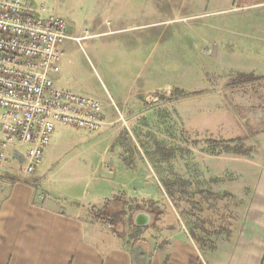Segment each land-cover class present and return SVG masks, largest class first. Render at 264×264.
Masks as SVG:
<instances>
[{"label": "rangeland", "instance_id": "1", "mask_svg": "<svg viewBox=\"0 0 264 264\" xmlns=\"http://www.w3.org/2000/svg\"><path fill=\"white\" fill-rule=\"evenodd\" d=\"M26 1L43 4L68 25L72 38L63 42L62 60L73 63L65 74L74 92L106 97L91 59L109 88V77L138 87L143 107L95 148L83 144L94 134L58 124L36 173L23 174L17 159L0 171V203L16 182L91 200L94 205L81 209L88 235L99 247L129 250L135 264H147L156 250L167 252L177 237L206 251L232 244L264 171V5ZM244 148L249 155L238 154ZM91 149L101 161L84 172L80 163ZM112 159L130 171L129 187H118L128 175L105 177ZM112 180L116 186H106ZM115 199L123 213L113 229L93 208ZM139 211L149 222L136 228Z\"/></svg>", "mask_w": 264, "mask_h": 264}, {"label": "crops", "instance_id": "2", "mask_svg": "<svg viewBox=\"0 0 264 264\" xmlns=\"http://www.w3.org/2000/svg\"><path fill=\"white\" fill-rule=\"evenodd\" d=\"M236 4L237 8L244 9L263 6L264 0H237ZM62 45L58 47L61 55L56 69L50 72V76L59 88L73 91L72 85L66 81L68 68L73 63L68 57L62 60L65 55ZM87 64L102 82L106 97L97 98L103 102L106 119L113 123L102 133H91L94 135H89L83 141V144L95 148L106 141L109 130L115 124L133 119L142 110L143 93L138 87L134 89L126 82L110 77L109 88L93 61L89 59ZM99 68L108 75L102 65L99 64ZM113 102L116 103L114 108L110 105ZM87 156L88 159L80 163V169L84 172L101 161L97 150L91 149ZM111 161L110 168L104 170L107 180L117 171L121 175L130 174L122 161ZM120 178V183L117 180L119 189L131 185L130 175ZM114 183V180L109 181L106 186H116ZM40 186L35 189L29 183L16 182L0 203V264H135L129 250L99 247L88 235L81 209L94 205L93 201L64 196L51 192L47 187L45 189L42 184ZM196 243L173 238L170 249L165 253L156 250L147 264H264V171L253 185L252 196L235 241L230 245L217 243L211 251Z\"/></svg>", "mask_w": 264, "mask_h": 264}, {"label": "built area", "instance_id": "3", "mask_svg": "<svg viewBox=\"0 0 264 264\" xmlns=\"http://www.w3.org/2000/svg\"><path fill=\"white\" fill-rule=\"evenodd\" d=\"M70 38L43 4L0 0V171L17 159L23 174L36 173L58 124L94 134L113 124L101 100L63 90L50 76Z\"/></svg>", "mask_w": 264, "mask_h": 264}, {"label": "trees", "instance_id": "4", "mask_svg": "<svg viewBox=\"0 0 264 264\" xmlns=\"http://www.w3.org/2000/svg\"><path fill=\"white\" fill-rule=\"evenodd\" d=\"M247 80H244L243 83H247ZM243 148V147H242ZM250 153V148H244L242 149V151H238V154H242V155H249ZM212 194L208 193V196H211ZM225 196H231L229 194H226ZM216 198H218V196L215 195ZM121 204L119 199H115L114 202L112 201H107L105 207L102 210H98L96 208H93V210H95L97 217L99 220H101L102 222H104L105 224H107L109 227L111 228H115V222L120 221V216L123 213L122 208H119L117 205ZM140 212V211H139ZM138 212L135 213V215ZM151 213V212H150ZM152 214V213H151ZM135 215L133 217V225L136 228H141L145 225H136L134 218Z\"/></svg>", "mask_w": 264, "mask_h": 264}, {"label": "water", "instance_id": "5", "mask_svg": "<svg viewBox=\"0 0 264 264\" xmlns=\"http://www.w3.org/2000/svg\"><path fill=\"white\" fill-rule=\"evenodd\" d=\"M134 221L136 225H146L149 222V215L145 212H138Z\"/></svg>", "mask_w": 264, "mask_h": 264}]
</instances>
